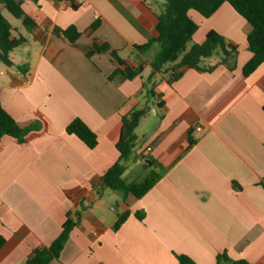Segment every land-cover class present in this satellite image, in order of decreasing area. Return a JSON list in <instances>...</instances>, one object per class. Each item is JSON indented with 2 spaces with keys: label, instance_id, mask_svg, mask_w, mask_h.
Masks as SVG:
<instances>
[{
  "label": "crops",
  "instance_id": "obj_1",
  "mask_svg": "<svg viewBox=\"0 0 264 264\" xmlns=\"http://www.w3.org/2000/svg\"><path fill=\"white\" fill-rule=\"evenodd\" d=\"M162 6L161 0H25L37 26L31 33L0 5L16 35L27 39L12 54L13 68L0 65L2 106L21 127L40 126L24 143L10 136L0 143V264H25L78 212L53 264H178L180 255L216 264L222 254L264 264V63L243 74L252 58L251 26L228 3L210 18L190 11L199 26L193 45L219 33L238 47L235 67L185 69L174 83L157 74L155 94L147 96L143 83L159 46L144 52L135 46L157 36ZM71 27L81 35L74 44L54 34ZM95 44L110 51L88 58ZM111 52L134 69L147 67L133 80L111 81L119 68ZM146 105L137 160L124 178L143 181L151 173L145 161L165 175L141 199L100 189L96 184L119 159L123 117ZM77 118L97 135L95 149L67 133Z\"/></svg>",
  "mask_w": 264,
  "mask_h": 264
},
{
  "label": "trees",
  "instance_id": "obj_2",
  "mask_svg": "<svg viewBox=\"0 0 264 264\" xmlns=\"http://www.w3.org/2000/svg\"><path fill=\"white\" fill-rule=\"evenodd\" d=\"M25 0H0L14 19L22 22L23 26L31 33L37 28L35 22L23 9ZM38 4L42 0H30ZM228 3L242 16L251 26L248 35L249 50L252 53L251 60L244 66L243 74L248 77L253 74L264 63V0H165L161 11L157 14V36L147 43L135 48L141 52L147 51L155 45L159 51L155 59L148 65L152 75L143 83V89L147 96H154L156 83L153 76L157 74L168 75L169 83L178 81L185 69H197L202 72H211L217 66H226L229 69L235 67L238 47L229 43L222 35L215 31L207 34L204 43L194 44L187 52V46L192 42L194 35L199 29L198 24L190 17V11H196L204 18L213 16L222 5ZM75 8V7H74ZM54 34L62 36L72 44L80 38V33L71 27L66 30L56 29ZM27 43L26 37L16 35V29L12 23L0 13V65L13 68L12 54L14 51ZM110 51L108 45H97L87 52V57L94 54H103ZM112 58L117 62L119 68L110 76V80H133L141 76L147 66L132 68L126 61L118 56L117 52H111ZM217 63L209 65L211 62ZM17 69H21L17 67ZM162 106L163 104H159ZM149 106L136 109L124 116L120 139L116 145L119 153L118 161L101 177L96 186L100 189H109L124 196L132 195L141 199L148 194L154 186L163 178L166 170L156 162L145 161L151 169V173L141 182H128L124 175L129 164L137 160L135 150L137 147L136 130L143 118L149 113ZM40 126L34 124L31 127H21L15 119L4 109L0 98V143L2 138L10 136L20 143L26 141L27 136ZM69 135H75L90 149L98 145L97 135L79 118L75 119L67 127ZM130 213L123 214L116 223L118 230L128 219ZM139 220H144V214H136ZM76 220L68 218L63 225L60 236L48 247L36 249L33 256L25 264H53L60 258L70 235L80 221V212L76 214ZM5 240L0 239V248ZM178 264H196L191 258L177 256ZM216 264H251L246 260H231L226 254L219 255Z\"/></svg>",
  "mask_w": 264,
  "mask_h": 264
},
{
  "label": "rangeland",
  "instance_id": "obj_3",
  "mask_svg": "<svg viewBox=\"0 0 264 264\" xmlns=\"http://www.w3.org/2000/svg\"><path fill=\"white\" fill-rule=\"evenodd\" d=\"M162 1V3L163 4H165V0H161ZM4 13H5V16L12 22V23H19V21L18 20H16V19H14L8 12H6V11H4ZM193 45V43L192 42H190L189 44H188V46H187V49H186V51L188 52L189 50H190V48H191V46ZM130 57H131V55H130ZM131 58H133V60L135 59V57L133 56V57H131ZM144 127V126H143ZM140 131H144V128H142V130H140ZM142 138V137H141Z\"/></svg>",
  "mask_w": 264,
  "mask_h": 264
},
{
  "label": "built area",
  "instance_id": "obj_4",
  "mask_svg": "<svg viewBox=\"0 0 264 264\" xmlns=\"http://www.w3.org/2000/svg\"><path fill=\"white\" fill-rule=\"evenodd\" d=\"M65 1H66V2H69V1H71V0H65ZM95 16L98 17V13H95ZM198 130L201 131L202 129L199 128ZM147 152H148V153L151 152V148H148V149H147Z\"/></svg>",
  "mask_w": 264,
  "mask_h": 264
}]
</instances>
